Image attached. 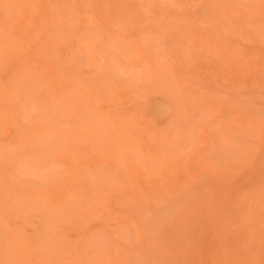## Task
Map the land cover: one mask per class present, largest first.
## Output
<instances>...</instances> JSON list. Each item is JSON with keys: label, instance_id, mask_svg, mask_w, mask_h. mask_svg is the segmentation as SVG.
<instances>
[{"label": "rangeland", "instance_id": "obj_1", "mask_svg": "<svg viewBox=\"0 0 264 264\" xmlns=\"http://www.w3.org/2000/svg\"><path fill=\"white\" fill-rule=\"evenodd\" d=\"M0 264H264V0H0Z\"/></svg>", "mask_w": 264, "mask_h": 264}, {"label": "bare ground", "instance_id": "obj_2", "mask_svg": "<svg viewBox=\"0 0 264 264\" xmlns=\"http://www.w3.org/2000/svg\"><path fill=\"white\" fill-rule=\"evenodd\" d=\"M155 112H158V114L160 115V114H162L161 112H163V111L160 112V106H159V110L157 108H155V107L148 108V113L149 114H153ZM186 196H187V194H186Z\"/></svg>", "mask_w": 264, "mask_h": 264}]
</instances>
